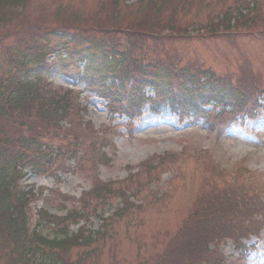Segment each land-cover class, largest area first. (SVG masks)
Instances as JSON below:
<instances>
[{"label": "trees", "instance_id": "16d2710c", "mask_svg": "<svg viewBox=\"0 0 264 264\" xmlns=\"http://www.w3.org/2000/svg\"><path fill=\"white\" fill-rule=\"evenodd\" d=\"M210 1L211 4H207V0H138L134 5L126 6L120 0H99L94 12L87 16L82 10L81 13L70 12L66 18L65 11L58 9L53 14V18L58 20L57 25L48 27L29 24L27 19V12L35 13V9H39L42 15L45 13L38 6L39 0H0L1 29L11 25L6 17L10 14L8 10L21 8V13L16 15L19 27L11 28L5 37H0L1 44L10 37L19 38L20 43L8 52L4 51L0 63V264H83L80 257L94 254V250L89 248L108 234L112 223L102 219L98 231L88 232L82 225L75 233H70V226L89 216L85 206L80 210L71 207L64 216L50 215L43 210L40 224L48 227L54 238L49 240L35 234L31 241L26 239V207L31 192L15 197L17 178L14 173L25 163L32 173L38 174L44 166L57 164L66 150L63 148L64 138L59 139L63 131L58 123L68 112V101L54 92L49 93L47 87L40 85L42 74L34 70L39 68L43 57L56 50L60 51L59 54L66 52L71 61L85 63L86 71L90 73H86L81 80L89 85L91 92L108 100L113 113L122 110L120 98L123 95L116 92L113 82L106 85L108 80L119 79L122 84L134 81L163 91L165 89L162 88H169L176 75H182L184 90L190 87L188 95L203 98V105L237 112L236 108L245 106L246 100L239 99L243 88L228 83V75L215 74L203 66L198 67L194 74L187 68L181 69L180 56L172 48L174 39H170L184 37L188 34L187 26L191 25L200 27L211 36L233 33L232 29L237 26L248 31L252 28L256 30L263 4L253 0L256 7L252 10L253 16L245 2L241 7H245L247 13L243 15L238 6L230 9L231 4L226 3L218 12L213 8V0ZM219 2L221 6L224 4L221 0ZM204 10L207 11L206 18H201ZM60 13L63 15L60 16ZM44 15L49 16L48 11ZM178 20H182V27L177 26ZM164 32H169L170 38L163 36ZM16 57L26 58L20 70L13 62ZM26 65L32 66L25 70L31 72V77L18 81L14 75L23 71ZM39 87L45 88L42 94ZM204 89L205 95H202L200 92ZM227 91L232 94L227 95ZM242 91L246 95L245 89ZM184 98L190 99V96ZM140 103L139 98L130 99L127 108ZM189 105L196 109L193 102ZM25 128L29 131L23 135ZM15 148L19 151L14 156ZM72 150L75 151V147ZM160 167L162 162L156 166ZM155 170L153 166H141L138 174ZM133 181L132 176L127 179L129 184ZM123 184L124 181L95 182L90 192V197L96 199L94 206L100 201L106 203L110 198L117 197L123 203L117 207L113 218L123 217L134 206L129 201L132 192L125 194L118 188H124ZM139 186L142 188V185ZM207 187L202 189L204 194L201 197L193 200L189 227L182 233V247L176 251H161L164 257L159 255L155 264H221L213 255H206L207 246L228 231L230 221L227 220L233 211L223 195L206 192ZM127 191L132 190L129 188ZM138 192L134 189V193ZM188 196H191L190 192ZM74 250L78 257L71 261Z\"/></svg>", "mask_w": 264, "mask_h": 264}, {"label": "rangeland", "instance_id": "374dc122", "mask_svg": "<svg viewBox=\"0 0 264 264\" xmlns=\"http://www.w3.org/2000/svg\"><path fill=\"white\" fill-rule=\"evenodd\" d=\"M35 1L38 2V0ZM39 1L38 6L44 9L43 12L48 11L49 16L44 15L45 13L42 15L39 9H35V13L32 12V14L27 12L29 24L38 23L41 26L54 27L57 25L58 20L53 18V14L58 9L65 11L66 18H68L70 12L81 13L82 10L86 11L85 16H87L94 12V7L99 0ZM136 1L127 0V4H133ZM230 1L232 2L230 8H234L237 1ZM249 1L245 0L247 3ZM259 1L263 4L260 9V16L263 18L264 0ZM207 2L210 3L211 1L207 0ZM213 2V8L216 11L223 10L222 7L225 6V3L221 6L219 0H213ZM8 11H10V14L6 17L11 25L5 27V29L0 27V37H5L11 28L19 27L18 16L16 15L21 13V8H10ZM206 14L207 11L204 10L201 18H206ZM61 15L63 13H60ZM182 23V20H178L177 26L182 27ZM80 25L82 24L80 23ZM187 27L188 33H191L193 38L202 33L200 28H193L195 27L193 25ZM240 33L244 34L243 30H240ZM18 39L17 37H10L2 41V44L0 43V63L4 51L8 52L9 49H13L20 44ZM212 41L215 40L202 42V47L200 41L196 40L191 41L188 45L182 42L181 46L172 43V48L175 49V46L180 47V57L183 62H181V65L184 62H189L190 59H195L203 62L217 74L230 76L232 81L239 77L236 68L241 66L240 58H242L244 61L253 64L254 71L263 79L264 84L263 40L242 36L238 38L227 37L223 41ZM189 51L193 54L189 55ZM195 66H197V63H195ZM69 68L73 67L69 66ZM75 72L76 70L71 69L73 74L70 75L75 77ZM50 80L54 87H67L75 91L74 93L84 107L82 108L84 115H81L82 122L89 124V132L93 133L98 129L109 128L108 135L112 142L111 146H113L107 153L110 158L109 165L98 167L94 174L91 172L92 169L87 168L89 174L101 183L117 182L130 176L134 178L131 184L125 179L124 188L118 186L121 191H125V194L133 193L128 195L129 198L134 196V206L131 210H127L123 217H117V219L111 221L108 234L95 246L89 248L94 250L92 252L96 255L88 252L89 255L80 257L83 264H155L163 246L168 242L171 234L176 230L177 224L186 215V211L191 205L202 172V167L198 163L204 161L205 158H207V162L217 165L219 169L230 172L239 164H243L246 169L245 173L251 177V185L253 182L261 185L264 200V128L261 130L256 129L255 125L250 123L246 124L244 129L225 131L221 137L223 144L221 150H219L217 147L219 141L216 140L215 131H210L207 123L204 121L196 123L195 121H186L177 124L176 118L169 110L164 109L160 114L162 115L160 119L163 121L161 126L151 127L142 134H136L135 137L131 138L128 136V130L134 124H137V121L130 122L120 115L111 117L110 110L105 107V103L90 95L85 89V84L76 83L74 86L71 80H66L58 72L52 75ZM75 94L73 95L75 96ZM68 124L71 123H66L65 127L71 130L72 126L70 129ZM178 125L181 126L180 130L176 128ZM247 131L253 132V138L249 142L243 140V134ZM181 151L186 152V154L190 153V155L192 153L197 159L187 160L186 162H179L178 159L175 161V163L179 162L177 164L168 161L162 168H156L155 171L149 173L143 171L138 174L141 166L150 168L152 165L154 167L158 156L166 153L179 155ZM252 151L253 153H250ZM202 153L204 155H201ZM71 167L74 168V171L68 170L67 173L60 174V181L57 183L52 178L42 179L28 176L22 183L24 184V191L33 188L37 193L43 190L45 197L49 195L47 197L48 202L45 200L46 203H44L41 198L39 202H34L28 209H33L36 212L44 209L50 215L63 216L71 207L80 210L82 206H85L89 216L77 225L70 226L69 232L75 233L82 225H85L88 232H95L101 229V219L105 220V218L110 217L119 207L121 199L115 197L110 198L106 203L100 201L95 207L96 199L90 197L94 181L87 173L78 174L74 164ZM167 170L170 172L171 170L175 171L169 174ZM79 172H82L81 168ZM194 177L196 182L192 186ZM208 180L214 181L211 177H208L206 182ZM235 183L237 185L235 188L240 189L244 184L243 177L238 178ZM138 184L142 185L143 189H139ZM149 184L153 189L148 187ZM129 188L132 191L126 192ZM134 189H138L139 192L134 193ZM189 192L191 196H188ZM65 197L69 200H66ZM136 205H140V207ZM256 219L259 224H263V231L256 237L264 238V215H258ZM39 232L49 239L54 238V233L43 224L39 227ZM254 240L256 241V238L247 241L245 244L249 246ZM226 246H228L225 248L226 253L230 251L231 257L233 256L232 259H235L236 255L231 248L232 246L230 244ZM77 257V252L74 250L71 253V261H75ZM249 263L245 262L243 264Z\"/></svg>", "mask_w": 264, "mask_h": 264}]
</instances>
